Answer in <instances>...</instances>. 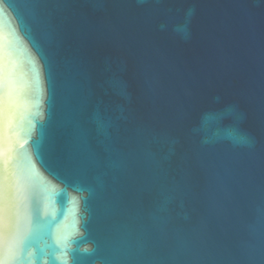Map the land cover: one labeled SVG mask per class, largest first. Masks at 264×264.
<instances>
[{"label": "water", "instance_id": "obj_1", "mask_svg": "<svg viewBox=\"0 0 264 264\" xmlns=\"http://www.w3.org/2000/svg\"><path fill=\"white\" fill-rule=\"evenodd\" d=\"M0 264H264V0H0Z\"/></svg>", "mask_w": 264, "mask_h": 264}, {"label": "snow or ice", "instance_id": "obj_2", "mask_svg": "<svg viewBox=\"0 0 264 264\" xmlns=\"http://www.w3.org/2000/svg\"><path fill=\"white\" fill-rule=\"evenodd\" d=\"M106 121L103 117H98L97 119V127L103 128L105 127Z\"/></svg>", "mask_w": 264, "mask_h": 264}]
</instances>
